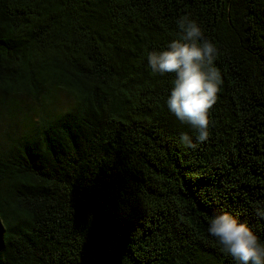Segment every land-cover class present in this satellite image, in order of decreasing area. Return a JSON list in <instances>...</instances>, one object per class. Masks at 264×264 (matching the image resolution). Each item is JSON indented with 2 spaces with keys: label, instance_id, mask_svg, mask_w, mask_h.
<instances>
[{
  "label": "trees",
  "instance_id": "trees-1",
  "mask_svg": "<svg viewBox=\"0 0 264 264\" xmlns=\"http://www.w3.org/2000/svg\"><path fill=\"white\" fill-rule=\"evenodd\" d=\"M195 20L219 50L209 138L166 106L151 51ZM264 0H0V264H236L264 244Z\"/></svg>",
  "mask_w": 264,
  "mask_h": 264
},
{
  "label": "clouds",
  "instance_id": "clouds-1",
  "mask_svg": "<svg viewBox=\"0 0 264 264\" xmlns=\"http://www.w3.org/2000/svg\"><path fill=\"white\" fill-rule=\"evenodd\" d=\"M176 23L177 38L166 50L149 52L147 61L154 74H174L166 106L177 120L195 130V142L187 133L179 136L181 146L195 149L210 135L209 112L222 84L215 66L219 50L195 20L183 16ZM255 215L264 219V207L257 208ZM208 233L236 264H264V244L246 222L223 213L211 219Z\"/></svg>",
  "mask_w": 264,
  "mask_h": 264
}]
</instances>
